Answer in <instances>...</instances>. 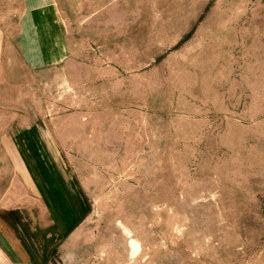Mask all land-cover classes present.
Segmentation results:
<instances>
[{"label": "rangeland", "instance_id": "1", "mask_svg": "<svg viewBox=\"0 0 264 264\" xmlns=\"http://www.w3.org/2000/svg\"><path fill=\"white\" fill-rule=\"evenodd\" d=\"M0 264H264V0H0Z\"/></svg>", "mask_w": 264, "mask_h": 264}, {"label": "crops", "instance_id": "2", "mask_svg": "<svg viewBox=\"0 0 264 264\" xmlns=\"http://www.w3.org/2000/svg\"><path fill=\"white\" fill-rule=\"evenodd\" d=\"M5 244V243H4ZM5 247H6V252H8L10 255H12L13 254V250L11 251L9 248H8V245L7 244H5ZM4 256L6 257V258H8V256H7V254L6 253H4Z\"/></svg>", "mask_w": 264, "mask_h": 264}]
</instances>
